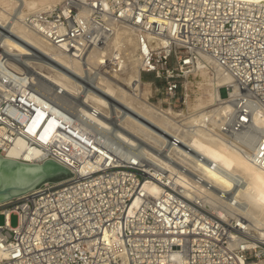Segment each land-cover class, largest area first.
I'll list each match as a JSON object with an SVG mask.
<instances>
[{
	"label": "built area",
	"instance_id": "1",
	"mask_svg": "<svg viewBox=\"0 0 264 264\" xmlns=\"http://www.w3.org/2000/svg\"><path fill=\"white\" fill-rule=\"evenodd\" d=\"M24 23L72 53L101 42L113 33V24H128L136 30L142 72L163 82L168 96L164 106H178L174 99L184 82L200 61L210 59L232 76L233 84L224 92L236 86L238 115L250 116L248 104L264 112V5L238 0H63L29 14ZM58 95L59 90L47 91L0 53V155L23 137L31 146H49L43 160L55 159L74 173L0 206V264H264V239L251 232L218 239L190 230L201 214L189 209V203L215 216L175 188L168 170H147L151 162L138 146L120 144L125 157L98 159L91 153L84 163L74 142L81 151L119 141L108 131L79 123L74 98L62 103ZM179 99L185 103V97ZM62 123L69 138L64 142ZM250 130L246 137L251 132L256 137L253 158L264 169V127ZM171 142L179 140L173 137ZM152 181L164 191L150 193L146 183ZM12 215L18 218L15 226Z\"/></svg>",
	"mask_w": 264,
	"mask_h": 264
},
{
	"label": "bare ground",
	"instance_id": "2",
	"mask_svg": "<svg viewBox=\"0 0 264 264\" xmlns=\"http://www.w3.org/2000/svg\"><path fill=\"white\" fill-rule=\"evenodd\" d=\"M238 1L264 5V0ZM62 2L0 0V53L16 70L25 71L47 91L59 90L62 103H68L70 96L77 98L74 102L79 123L108 131L119 141L108 140L102 143L107 148L93 144L81 151L74 142L80 159L86 163L91 153L98 159L105 155L125 157L126 150L120 144L138 146L142 157L151 162L147 170L150 166L155 167L156 174L161 168L168 170L175 188L217 217L189 203V209L201 214L202 219L190 230L218 239L226 234L237 238L246 232L264 239V169L255 162L251 151L256 149L254 133L246 137L250 129L264 127V112L248 104L245 107L251 111L250 116L238 115L236 86L224 92L226 85L233 84L232 76L210 59L208 63L199 62L212 71L201 72L208 91L194 111L177 113L171 107L156 106L144 88L142 57L132 26L113 24V33H106L101 42L72 53L24 23L29 14ZM185 97L187 102L191 100L189 94ZM61 126L60 139L68 141L62 130L65 125ZM173 137L179 143H172ZM49 148L31 146L20 137L1 155L23 163L43 164L50 159L42 158ZM146 189L153 194L164 191L155 181L146 183ZM4 203L0 201V206ZM191 218L192 214L186 216L187 220ZM247 244L256 246L257 242Z\"/></svg>",
	"mask_w": 264,
	"mask_h": 264
},
{
	"label": "water",
	"instance_id": "3",
	"mask_svg": "<svg viewBox=\"0 0 264 264\" xmlns=\"http://www.w3.org/2000/svg\"><path fill=\"white\" fill-rule=\"evenodd\" d=\"M0 155V201H9L39 187L46 181H59L74 173L68 167L47 159L43 164L23 163Z\"/></svg>",
	"mask_w": 264,
	"mask_h": 264
},
{
	"label": "rangeland",
	"instance_id": "4",
	"mask_svg": "<svg viewBox=\"0 0 264 264\" xmlns=\"http://www.w3.org/2000/svg\"><path fill=\"white\" fill-rule=\"evenodd\" d=\"M205 71L207 74H209L212 69L210 66H202L201 64L197 66L195 72L191 76L189 82H184L185 88L182 89L179 92L178 97L182 98L185 97L186 94H189L191 97V100L189 102L186 101L185 97V103H180V99L176 98L174 100H177L178 106L173 107L172 105L164 106L166 105V100H168V96L165 93L163 82L160 79H156L153 74L142 72V77L145 80L144 81V88L147 91L148 98L153 104H156V106H160L162 108L168 109L171 107L173 111H176L177 113H187L194 111L199 105H200V99L202 96L208 91L206 87V81L205 77L202 76L201 72ZM208 76V75H207ZM73 97V96H72ZM74 98V97H73ZM77 99V98H74ZM210 213L214 214L210 210H208ZM18 218L16 215L11 216V224L13 226L17 225ZM4 223V216L0 214V224Z\"/></svg>",
	"mask_w": 264,
	"mask_h": 264
}]
</instances>
